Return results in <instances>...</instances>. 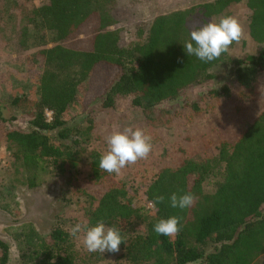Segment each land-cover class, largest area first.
<instances>
[{"label":"trees","instance_id":"16d2710c","mask_svg":"<svg viewBox=\"0 0 264 264\" xmlns=\"http://www.w3.org/2000/svg\"><path fill=\"white\" fill-rule=\"evenodd\" d=\"M120 1L0 0V35L8 31L27 40L43 67L35 96L10 102L25 116L27 129L3 133L5 145L22 165L28 189L39 186V172L47 166L62 176L66 168L77 167L83 152L79 138L92 127L81 131L69 126L64 116L99 67L109 71L111 79L88 104L109 111L122 106L138 109L151 128L169 122L163 104L214 80L213 69L218 66H228L234 82L224 85L221 94L214 91L216 97H229L232 92L251 95L264 77V0H206L158 14L148 26L138 25L137 41L124 47L120 42L125 27L114 15ZM241 3L250 12L248 36L261 47L255 54L232 58L233 43L210 62L187 55L183 45L190 40L188 22L196 17L202 23L218 22L228 16L231 6ZM46 111L51 112L50 120ZM95 157L93 166L98 168L100 158ZM97 168H92L89 181L94 184L104 175ZM212 178L213 189L206 192L204 184ZM66 179L71 185L73 178ZM174 192L192 193L193 205L172 208L169 198ZM73 193L86 200L83 218L90 225L103 219L120 230L125 243L120 245L117 263L259 264L264 255V110L233 144L220 143L214 158L185 157L177 167L159 170L143 193L149 204L157 196L165 197L151 207L152 213L134 205L124 186L109 185L99 198L82 186L74 187ZM173 215L182 218L179 233L157 235L154 224ZM69 222L75 219L58 215L46 235L25 226L14 238L17 264L97 260L98 252H75ZM11 261V247L0 239V264Z\"/></svg>","mask_w":264,"mask_h":264},{"label":"rangeland","instance_id":"374dc122","mask_svg":"<svg viewBox=\"0 0 264 264\" xmlns=\"http://www.w3.org/2000/svg\"><path fill=\"white\" fill-rule=\"evenodd\" d=\"M204 1L121 0L114 10L115 17L125 27L120 45L124 47L137 41V26H148L154 16ZM35 5L38 6L39 2L35 1ZM228 16L235 17L242 29L241 38L239 42H234L229 55L232 58H244L255 54L261 47L248 36L250 12L241 3L231 6ZM199 24L202 22L196 17L187 23V27L191 31ZM13 25L17 26V23ZM42 70L40 57L29 48L27 40L19 39L8 31L0 35V239L11 247L10 264H17L14 238L25 226H31L36 232L46 235L58 215L74 218L77 223L85 221L83 214L86 200L75 196L74 187H86L99 198L109 185L124 186L134 205L151 210L143 194L144 187L159 170L175 168L185 157L198 160L214 158L220 143L233 144L264 110V77L260 78L251 95L232 92L229 97H216L212 94L214 91L221 94L224 85L234 82L229 76V67L222 65L213 69L214 80L185 92L175 101L163 104L161 108L168 112L169 122L161 128H151L138 109L122 106L109 111L102 110L96 103L88 104L90 98L98 95L111 79L110 72L99 67L94 71L87 88L84 85L80 89L77 100L64 116L69 126L81 131L92 127L89 133L79 138V148L83 152L77 167L66 168L68 172L62 176L54 167L47 166L39 172V186L31 190L26 187L22 165L15 160L3 141V133L10 129H27L25 116L13 108L10 102L20 96L33 98ZM85 88L87 97L83 101ZM127 126L138 127L151 137L152 150L149 156L125 167L119 175L109 174L99 169V166H93V162L98 160L95 155L100 158L107 149L106 137L113 130H123ZM92 168L104 174L97 184L89 182ZM66 176L68 179L73 178L71 185L67 183ZM214 180L212 178L204 184L206 192L212 191ZM75 222H69L70 228ZM73 244L75 252L81 255L89 253L81 240L74 238ZM99 253V258L92 264H122L115 259L118 252ZM258 263L264 264V255L258 259Z\"/></svg>","mask_w":264,"mask_h":264},{"label":"clouds","instance_id":"9594fccd","mask_svg":"<svg viewBox=\"0 0 264 264\" xmlns=\"http://www.w3.org/2000/svg\"><path fill=\"white\" fill-rule=\"evenodd\" d=\"M241 35L238 20L233 16H224L218 22L210 20L195 26L190 31V40L183 47L188 56L194 55L203 62H210L226 53L234 42H239ZM106 144V151L100 155L99 169L116 175L125 167L146 159L152 150L151 137L144 130L132 126L113 130L106 137ZM169 199L172 208L183 210L193 205L195 196L190 192L180 195L174 192ZM164 201V196H157L150 206L155 207ZM181 219L176 215L159 219L154 224V232L160 236L173 237L180 231ZM69 235L81 240L82 246L90 253H117L120 245L125 243L120 230L114 225L107 226L103 219L95 225L87 221L78 222L71 228Z\"/></svg>","mask_w":264,"mask_h":264},{"label":"built area","instance_id":"2783aa9c","mask_svg":"<svg viewBox=\"0 0 264 264\" xmlns=\"http://www.w3.org/2000/svg\"><path fill=\"white\" fill-rule=\"evenodd\" d=\"M45 116H46V118H47L48 120H50V119H51V112L46 111V112H45Z\"/></svg>","mask_w":264,"mask_h":264}]
</instances>
